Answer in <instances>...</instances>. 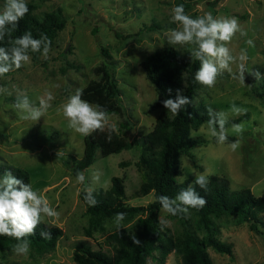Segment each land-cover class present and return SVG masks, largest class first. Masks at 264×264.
Wrapping results in <instances>:
<instances>
[{
    "label": "rangeland",
    "instance_id": "obj_1",
    "mask_svg": "<svg viewBox=\"0 0 264 264\" xmlns=\"http://www.w3.org/2000/svg\"><path fill=\"white\" fill-rule=\"evenodd\" d=\"M178 0H27L31 12L41 16L46 11L60 8L66 18L65 25L52 39L51 50L45 58L41 53L30 63L0 77V165L9 164L27 170L33 189L44 195L51 207L59 212L56 225L63 229L53 248L37 251L30 245L27 255L17 254V243L0 247V264H76L74 252L80 242L92 248L99 244L112 253L107 241L108 232L117 229L115 216L103 220V229L86 232L89 215L86 203L80 198L81 190L109 188L111 177L118 175L124 184L123 200L128 204H146L153 200L152 185L144 183L136 166L140 154L138 146L102 154L97 148L91 164L80 173L83 184L77 183L71 165L80 159L84 150V136L68 127L62 111L67 99L78 89L99 79L95 68L109 63L120 89L119 110L108 112L110 123L115 124V136L128 140L152 131L158 119L172 116L163 106L152 105L159 92L146 76L141 61L156 49L173 46L184 60H192L195 44L170 45L171 30L178 25L171 21V10ZM185 13L196 18L211 13L214 18L236 17L246 35L237 33L226 46L237 62L231 64L232 72H222L215 86L199 83L192 94V104L208 105L216 112H225L227 119L247 114L237 123L226 125L228 135L235 138L223 144L211 135V126L202 122L190 128V135L204 139L179 155L177 182L205 175L225 177L230 189L250 188L254 195L264 196V0H190ZM4 0H0V10ZM252 41L251 44L247 43ZM106 48L111 57L101 50ZM246 51L245 83L238 78V57ZM261 74L257 80L254 72ZM185 76V74H184ZM185 82V79L183 80ZM51 91L55 99L44 117L33 123L20 118L13 105L18 96L27 95L34 107L39 99ZM85 100V99H84ZM88 101V100H87ZM94 104L93 102L89 101ZM95 105V104H94ZM235 106L245 109L239 115L231 112ZM233 124H242V134L232 132ZM105 130H108L105 128ZM219 130V129H217ZM238 142L233 151L230 145ZM193 156V157H192ZM98 176L96 180L94 177ZM3 176H0L2 178ZM264 221V213L259 212ZM174 236L181 235L183 225L176 216L158 213ZM191 229L204 236L203 227L197 223V214L189 209ZM215 235L232 243L233 256L218 252L212 246L207 251L212 264H264V224L258 223L263 233L250 229L246 220L236 214L211 215ZM47 220L48 218L45 217ZM137 216L123 220L129 233L137 229ZM47 225H53L44 221ZM164 257V262L160 259ZM180 253L170 250L162 256L155 250L145 264H178Z\"/></svg>",
    "mask_w": 264,
    "mask_h": 264
},
{
    "label": "trees",
    "instance_id": "obj_2",
    "mask_svg": "<svg viewBox=\"0 0 264 264\" xmlns=\"http://www.w3.org/2000/svg\"><path fill=\"white\" fill-rule=\"evenodd\" d=\"M183 4L184 9L191 5L190 0H178L176 5ZM29 12L19 21L18 27L11 30V39L31 32L34 38L46 34L52 41L56 33L63 28L66 18L60 8L53 11H46L41 16ZM11 29V26H9ZM9 37L5 36L0 41V47L9 48ZM105 57H111L106 48H102ZM37 59L36 53H31ZM102 62L95 70L99 79L91 81L82 89V99L99 104L108 112L119 110L120 89L114 77V72L109 63ZM145 76L155 84L159 97L152 105L163 106L162 101L167 98H175L176 89H181L182 94L192 98L197 83L195 72L200 66V61L184 60L179 51L173 46H166L156 49L148 54L141 61ZM185 74V76H184ZM185 79V82L183 80ZM172 92L169 93L168 89ZM247 114L228 118L227 123H237ZM210 119L207 107L203 104L193 105L190 103L181 109L179 116H163L158 119L155 128L149 133L136 136L128 140L123 136H115L109 130L96 131L90 136H84V150L80 159L74 162L71 167L75 174L80 173L84 168L93 162L97 148L102 154L117 152L123 148H130L135 145L140 148V154L136 161L137 169L144 183L152 185L154 198L146 204H128L123 200L124 184L118 175L111 177L109 188L99 187L92 190L98 203L95 207L89 206L85 201L87 190H81L80 198L86 203V213L89 215L86 232L91 229H103L105 218L116 216L117 213H125V219L129 220L137 216V229L131 234L126 227L114 229L107 233L106 239L111 244L112 253L103 249L99 244L92 248L86 242L77 244L74 252L76 264H145L149 256H153L155 250H159L162 256L170 250L180 253L178 264H212V259L207 251V246H212L218 252L227 253L233 256L232 243L219 239L214 231V224L211 215L236 214L240 219L246 220L250 229L257 233H263L258 223H263L259 212L264 213V196L254 195L250 188L230 189L225 177L213 175L208 178L207 189H202L195 184V179L186 178L177 182L176 175L179 174V155L181 152H188L191 147L204 139H196L190 135L191 127H196L202 122ZM225 125V126H226ZM218 129V126H217ZM111 135V139L108 136ZM228 135V139H234ZM190 154V153H189ZM193 157V156H192ZM9 170L13 175L29 183L27 170L13 165H0V176ZM192 185L199 195L206 198L207 203L201 209H192L198 216L197 223L203 227L205 234L199 236L191 229L189 217L177 215L176 217L183 225L181 235L174 236L167 227L161 231V221L158 213L162 208L158 197L166 195L174 198L181 189ZM191 209V208H190ZM174 216V215H173ZM42 231L49 232L51 237L42 238ZM35 234L26 236L29 244L37 251H45L54 247L57 239L63 234V229L58 225H47L41 222L34 230ZM135 235L141 243L136 245L131 239ZM13 237L0 235V247L17 243ZM160 262H164L161 257ZM12 264V263H9Z\"/></svg>",
    "mask_w": 264,
    "mask_h": 264
},
{
    "label": "clouds",
    "instance_id": "obj_3",
    "mask_svg": "<svg viewBox=\"0 0 264 264\" xmlns=\"http://www.w3.org/2000/svg\"><path fill=\"white\" fill-rule=\"evenodd\" d=\"M29 12L27 0H4L3 9L0 10V41L9 37L8 43L12 46L9 48L0 47V77L6 73L20 69L22 66L30 63L29 53H41L45 58L51 50V40L46 34H41L39 38H34L31 32L11 39V30L18 27L19 21ZM171 21L178 25L177 29H173L168 34L167 42L170 45H186L195 44L190 55L200 61V66L195 72V82L205 87L212 88L215 86L216 79L224 71L232 72L231 64L237 62L226 45L231 42L232 38L240 33L246 35L238 19L236 17H220L214 18L211 13H205L202 16L192 18L185 13L183 4L175 5L171 10ZM11 26V29L9 28ZM247 43L251 44L252 41ZM238 77L234 74V78H238L241 83H245L246 69L244 61L246 60V51H242L238 57ZM257 80L261 79V74L254 72ZM6 89L0 87V93ZM171 93L172 89L169 88ZM82 90H77L71 95L67 101L57 109L62 111L63 116L68 121V127L82 136H90L96 131L103 132L105 128L109 132L115 131V124L110 123V116L103 106L92 104L82 99ZM55 99L51 91L45 90V95L39 99V106L34 107L27 95L18 96L13 107L18 110L20 118L33 123L44 117L47 110L51 107V102ZM192 103V100L182 94L181 89H176L175 98H167L162 101L163 107L171 113L172 116H179L181 109ZM231 112L239 115L246 112L233 106ZM207 113L210 117L208 123L211 126V135L216 138L217 143L223 144L228 139L227 114L225 112H216L212 106H207ZM217 126L218 129L217 130ZM232 132L242 134L244 131L242 124H233ZM111 139V135L108 136ZM235 151L239 147L238 142L230 145ZM94 179L98 180L96 176ZM77 183L83 184L85 175L78 173L76 177ZM195 184L202 189H207L208 178L201 174L195 176ZM85 201L89 206L95 207L98 201L94 197L92 190L86 191ZM162 209L174 216L187 215L189 209L203 208L207 200L198 194L196 189L189 185L185 189H181L174 197L161 195L158 198ZM59 212L51 207L47 198L34 190L30 183H25L6 170L3 177L0 178V235L15 238L17 243L13 250L17 254L27 255L30 251L29 242L24 239L26 236L34 235V230L43 221L56 225L55 221L59 218ZM125 213L120 212L115 216V226L117 229L123 227L122 221L125 219ZM45 217L48 219L46 220ZM161 231L167 226L165 221H161ZM42 238L51 237L49 232L42 231ZM134 244L139 245L141 241L131 235Z\"/></svg>",
    "mask_w": 264,
    "mask_h": 264
}]
</instances>
